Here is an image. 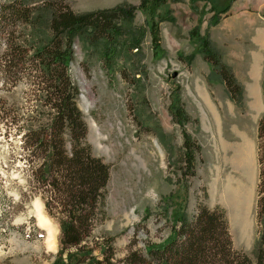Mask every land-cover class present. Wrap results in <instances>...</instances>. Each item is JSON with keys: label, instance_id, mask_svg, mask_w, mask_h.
<instances>
[{"label": "rangeland", "instance_id": "rangeland-1", "mask_svg": "<svg viewBox=\"0 0 264 264\" xmlns=\"http://www.w3.org/2000/svg\"><path fill=\"white\" fill-rule=\"evenodd\" d=\"M44 1H62L80 15L138 6L142 0H35L34 5L42 7ZM213 1L215 11L206 1L161 7L154 17L160 24L159 55L153 51L150 20L140 12L122 24L116 43L77 39L74 44L70 74L80 91L87 142L110 166L106 220L94 236L112 240L117 260L147 243H162L173 214L183 210L191 219L200 205L224 211L234 248L252 261L262 245L264 73L261 89L251 74L264 70V0ZM8 2L0 0V6ZM33 15L35 24L24 28L25 36L30 43L48 40L49 12L41 8ZM195 29L242 86L237 102L198 52L191 39ZM178 99L190 119L180 125L172 115ZM31 105L25 83L6 88L0 80V264H52L59 251L58 225L51 221L52 233L39 225L38 214L47 217L44 204L22 178L20 136L6 133L1 121L3 110L23 116ZM183 133L199 146L195 176L190 170L182 175ZM235 202L240 204L236 213ZM237 216L246 225L242 232Z\"/></svg>", "mask_w": 264, "mask_h": 264}, {"label": "trees", "instance_id": "trees-1", "mask_svg": "<svg viewBox=\"0 0 264 264\" xmlns=\"http://www.w3.org/2000/svg\"><path fill=\"white\" fill-rule=\"evenodd\" d=\"M182 1L142 0L138 6L80 15L62 1H44L42 7H36L35 0H9L0 6V80L6 88L25 83L32 101L26 115L3 110L1 121L6 133L20 136L22 178L32 196L43 202L50 221L59 227V251L52 264H264V238L252 261L234 248L224 211L203 205L191 219L183 210L173 214L165 241L130 250L121 260L115 258L112 240L94 236L106 220L110 166L93 155L87 142L88 127L77 104L80 91L70 74L74 44L77 39L90 44L116 43L122 35V24L132 22L140 12L150 20L153 51L159 55L163 50L160 24L154 20L156 12L168 2ZM189 1H206L217 10L213 0ZM41 8L50 14L49 38L30 43L24 28L35 24L33 14ZM230 8L228 5L220 12ZM217 24L215 20L213 25ZM191 39L236 101L243 88L231 69L222 64L220 54L198 30L192 31ZM113 48L111 54L117 50ZM173 104L175 123L189 122L181 100ZM183 134L182 175L190 170L195 176L199 146Z\"/></svg>", "mask_w": 264, "mask_h": 264}, {"label": "bare ground", "instance_id": "bare-ground-1", "mask_svg": "<svg viewBox=\"0 0 264 264\" xmlns=\"http://www.w3.org/2000/svg\"><path fill=\"white\" fill-rule=\"evenodd\" d=\"M246 156H247V153H246ZM248 162L249 161H247V160H244V164H246V170L248 171ZM244 191V193L245 194H241L242 196H243V198H245L246 197V193H247V191L246 190H243ZM43 206V205H42ZM36 207H39V206H36ZM41 207V206H40ZM40 207H39V209H40ZM239 208H240V204H238V203H234L233 205H232V209L234 210V212L236 213V212H238L239 211ZM41 210V209H40ZM248 212V211H247ZM39 213V212H38ZM38 217H39V219L37 218V220H38V223H39V225L42 227V228H44L46 231H48L49 233H52V231L54 232V230H53V226H52V224H51V221H50V219L48 218V217H45L41 212L38 214ZM239 217L240 216H237V224H238V228H239V230L242 232L243 230H242V228H244V226H246L245 224H244V222L241 220V219H239ZM241 217H243V216H241ZM243 224V225H242ZM57 233V232H56ZM54 236V235H53ZM52 236V237H53ZM51 237V238H52Z\"/></svg>", "mask_w": 264, "mask_h": 264}, {"label": "crops", "instance_id": "crops-1", "mask_svg": "<svg viewBox=\"0 0 264 264\" xmlns=\"http://www.w3.org/2000/svg\"><path fill=\"white\" fill-rule=\"evenodd\" d=\"M262 33L264 34V29L261 28ZM258 66L261 68V66L258 64ZM262 72L264 73V70L259 69V71H257L254 74H251V78H252V82L253 84L256 86L257 89H261L262 88V84H263V78H262ZM263 94V93H261ZM256 186V183L254 184Z\"/></svg>", "mask_w": 264, "mask_h": 264}, {"label": "water", "instance_id": "water-1", "mask_svg": "<svg viewBox=\"0 0 264 264\" xmlns=\"http://www.w3.org/2000/svg\"><path fill=\"white\" fill-rule=\"evenodd\" d=\"M172 76H173V78H175L177 76V73H174Z\"/></svg>", "mask_w": 264, "mask_h": 264}]
</instances>
